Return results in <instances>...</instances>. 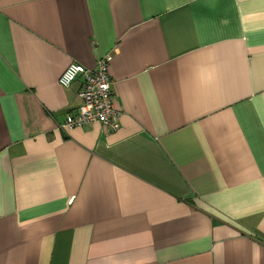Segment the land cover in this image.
<instances>
[{
    "label": "crops",
    "instance_id": "crops-1",
    "mask_svg": "<svg viewBox=\"0 0 264 264\" xmlns=\"http://www.w3.org/2000/svg\"><path fill=\"white\" fill-rule=\"evenodd\" d=\"M0 264H264V0H0Z\"/></svg>",
    "mask_w": 264,
    "mask_h": 264
},
{
    "label": "built area",
    "instance_id": "built-area-1",
    "mask_svg": "<svg viewBox=\"0 0 264 264\" xmlns=\"http://www.w3.org/2000/svg\"><path fill=\"white\" fill-rule=\"evenodd\" d=\"M112 58V54H108L98 59L93 69L72 63L63 72L59 83L64 88L71 86L79 76L84 79L83 87L78 93L80 105L75 112L66 116L65 128L99 123L111 132L119 129L121 113L114 108L116 101L109 76Z\"/></svg>",
    "mask_w": 264,
    "mask_h": 264
}]
</instances>
